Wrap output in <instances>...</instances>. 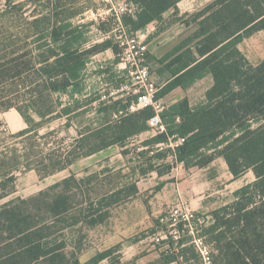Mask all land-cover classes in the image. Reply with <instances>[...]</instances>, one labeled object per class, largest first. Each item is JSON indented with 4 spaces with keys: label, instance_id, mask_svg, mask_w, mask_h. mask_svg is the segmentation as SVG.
Returning <instances> with one entry per match:
<instances>
[{
    "label": "trees",
    "instance_id": "16d2710c",
    "mask_svg": "<svg viewBox=\"0 0 264 264\" xmlns=\"http://www.w3.org/2000/svg\"><path fill=\"white\" fill-rule=\"evenodd\" d=\"M28 1L7 0V21L0 28V38L11 41L9 46L13 48L0 58V110H16L27 125L9 138L0 136V201L15 191L18 174L35 171L45 178L112 146L124 149L131 139L150 131V121L159 115L165 131L143 142L148 150L135 154L136 158H147L142 174L157 172L161 178L170 174V157L187 170L206 168L224 158L234 180L252 171L255 180L237 190L232 203L211 213L212 225L194 224L200 226L198 231L227 264H264V61L254 66L240 50L244 40L264 30V0H214L196 13L183 16L189 20L180 21L186 27L194 25L196 30L156 58L163 67L160 74L168 73L170 78L154 101H162L178 88L187 90L209 75L213 86L206 92L204 103L192 107L184 98L161 112L153 106L132 111L138 96L112 99L109 107L101 104L96 109L98 99L88 91L86 82L88 65L96 55L109 50L117 57L114 64L119 65V44L111 38L101 44L91 42L89 28L94 22L80 24L76 19L83 12L64 9L75 8L77 0H31L44 8L37 15L25 17V8L21 7ZM182 1L128 0L137 12L123 15L117 25L132 34L144 33L152 24L161 25L171 11L179 16ZM106 22L100 20L98 29L108 33ZM19 44L34 47L26 50L17 47ZM53 94L60 96L57 107H63L59 118L112 111L119 120L104 122L99 128L91 120L87 132H79L72 147L64 146L62 140L57 144L55 131L41 134L57 117V107L50 105ZM63 96L68 97L66 106L61 102ZM181 138L185 141L178 145ZM170 144L173 149L158 148ZM160 163H166V170L159 169L163 165ZM93 178L72 176L38 197L5 204L0 209V264H81L74 254V263L70 261L66 244L58 243L55 229L58 219L73 209L68 189H79ZM128 189L123 185L100 202H84L78 213L90 225L103 224L109 219V211L98 214L103 203L112 208ZM129 190L137 195V183ZM185 225L192 226L188 221L178 222V233L183 234L180 239L168 231V248L160 255L165 264L199 262L191 230H185ZM108 255L99 254L87 264H101ZM137 262L135 258L127 264ZM115 264L124 263L118 260Z\"/></svg>",
    "mask_w": 264,
    "mask_h": 264
},
{
    "label": "rangeland",
    "instance_id": "374dc122",
    "mask_svg": "<svg viewBox=\"0 0 264 264\" xmlns=\"http://www.w3.org/2000/svg\"><path fill=\"white\" fill-rule=\"evenodd\" d=\"M77 2L75 8L64 9L74 13L83 12V15L76 19V22H80V24L94 22V25L89 28L88 36L91 42L101 44L111 38L115 44H119L121 53L118 57L119 65L114 64L117 57L111 50L99 53L88 65L86 82L88 91L98 99L94 105L96 109H100L101 104H106L109 107L112 99L139 96L138 92L143 89L140 87L142 83H139L140 81L137 79L138 69L146 68L148 70V82L154 84L158 91L167 83L170 76L168 73L160 74L163 67L156 60L159 55L156 53L157 41L151 43L146 41L148 52L142 59L136 60V63L134 60L127 61L130 55L127 52V42L133 38L140 42L146 39H143V33L132 34L126 28H120L117 25V23L119 24L118 18L112 11L113 5L117 4L114 0H77ZM6 4L7 0H0V28L7 21L4 17V12L8 8ZM120 4L131 3L127 1ZM21 8H25V17H29L37 15L44 7L42 3L30 0ZM186 9L183 8V10ZM171 12L165 16L164 22L158 25L160 33L166 32L182 18L188 19V17H183L186 14L196 13H185L181 17L174 16L173 11ZM100 20L107 21L106 30L108 33L98 29ZM14 21L16 20L11 22ZM154 26L157 32L158 27L156 24ZM153 28L151 25L147 30H153ZM10 43L11 41L0 38V58L13 50L9 46ZM27 45L19 44L17 47H25L26 50L34 47ZM240 50L254 66L264 61V30L244 40L240 45ZM126 71L127 73H125ZM212 85L213 81L206 78L190 89L188 94L195 102H199L202 98L205 100V93ZM118 87L120 90L117 89ZM59 97L56 94L50 97V105L54 108L59 106ZM174 100L173 97L168 96L165 101L171 104ZM165 101L158 102L154 108L161 112L163 107L167 106ZM61 102L63 106H66L68 97H61ZM62 108L57 107L54 116L60 114ZM119 117L112 111L104 112L102 115L82 116L76 114L70 117L62 115L61 118L57 116L46 125L41 134L55 131L57 144L62 140L64 146L72 147L78 138V133L85 134L87 132L91 120L94 121L95 127L99 128L104 122L118 121ZM36 120L40 121L38 117ZM26 128V123L16 110H0V136L9 138ZM158 132L156 128L150 126V131L131 139L124 149L120 146H112L90 157L78 160L65 171L45 178L40 177L35 171L18 174L15 191L0 201V209L5 204L18 199L30 200L38 197L41 193L72 176H76L78 179L94 176L92 182L86 180L79 189H68L67 194L71 196L70 202L73 209L68 215L58 219L56 224L57 241L66 244V253L69 254L68 257L72 263H74V255L79 258L81 264H87L97 255L109 252V258L101 264H115L118 260L127 264L135 258L138 259L137 264H165L160 255L168 248L165 243L169 240L168 231L176 239H180L183 234L178 233V222L182 221L183 216L193 215L192 218L190 217L192 226L185 225L184 229L191 230L190 236L193 237V241L202 239L205 242L211 252L212 264H227L226 258L215 250L208 238L203 237L201 231H198L200 226L195 225L194 222H199L200 225H212L214 220L211 213L232 203L235 200V192L255 180L253 172L250 171L239 180H234L224 158H218L206 168L187 170L183 164L176 163L174 158L170 157L168 162L173 166L170 174L162 178L157 172L144 176L142 170L147 168V158H136L135 154L148 150L143 147V142L156 136ZM158 148L173 149V145H161ZM126 150L128 153L123 155ZM160 164L163 165H159V169L166 170V163ZM134 183L138 185L137 195H132L129 190ZM162 183L165 185L160 189L159 186ZM123 185L128 186L129 189L118 197V203L110 209L103 203V207L99 209V215L109 211V219L103 224L90 225L86 223L85 216H80L78 213L84 202H100L107 194L117 191ZM71 186H75V184L71 182ZM61 190L65 191V188ZM193 241L192 244L198 251ZM195 264H205L201 255L199 262Z\"/></svg>",
    "mask_w": 264,
    "mask_h": 264
},
{
    "label": "built area",
    "instance_id": "2783aa9c",
    "mask_svg": "<svg viewBox=\"0 0 264 264\" xmlns=\"http://www.w3.org/2000/svg\"><path fill=\"white\" fill-rule=\"evenodd\" d=\"M116 17L118 18L119 23L121 24V17L123 15H130L133 16L137 12V7L133 4H115L113 5V10ZM128 49L127 52L130 53L129 58L127 61L134 60V63H136V60L142 59L145 54L148 52V45L146 42H140L137 39L133 38L130 41L127 42ZM126 60V59H125ZM137 79L140 81L139 83H142L140 86L143 91L138 92V103L134 104L131 107L132 111L140 110L144 107L153 106L158 104V102L154 101L155 94L157 93L158 89L154 86V84L148 82V70L146 68L138 69L136 72ZM158 112V111H157ZM150 126L156 128L159 132L165 131V127L159 117L157 115L156 117L152 118L150 121ZM185 139L181 138L178 141V145H182L184 143ZM190 217L192 218L193 215L189 216H183V221L191 222ZM198 249V252L202 256V259L204 260L205 264H212L211 261V252L209 248L205 245V242L202 239L194 240L193 241Z\"/></svg>",
    "mask_w": 264,
    "mask_h": 264
},
{
    "label": "crops",
    "instance_id": "0c3cea01",
    "mask_svg": "<svg viewBox=\"0 0 264 264\" xmlns=\"http://www.w3.org/2000/svg\"><path fill=\"white\" fill-rule=\"evenodd\" d=\"M114 1L116 3H122V2H127L128 0H114ZM209 1L208 0H183L178 5L179 16L182 17V15L185 13L197 12V11L203 9L204 7H206L210 3ZM183 8H187V9L183 10ZM152 25L154 27L153 30H147L146 33H143V35H142L143 39H146V40H143V42L147 41V42L151 43V42L157 41L156 46H158V47H157L156 53H157V55L159 54L158 58L164 56L167 52H169L171 49H173L175 46H177L180 42H182L184 39H186L190 34H192L196 30V27H194V25H192L191 27H186L180 21V22H177L175 25H173L166 32L158 33V31L156 32V27L154 26V24H152ZM190 30H192V31L190 32ZM206 78H210L211 81H213V77L211 75L207 76ZM203 80H201V81H203ZM194 86H192L191 88H189L187 90H184L182 88H178L175 91H173L170 95H168V96L173 97L175 99L171 104H168V102L165 101L168 96L163 99V102L165 101V103H167L166 107H169V106L177 103L178 101H180L184 98L189 99L192 107H196V106L204 103L205 102L204 98H202L199 102H195L191 98V96L188 94L190 89H192ZM179 91H181V92H179ZM204 97H206V93H205ZM164 108L165 107H163V109Z\"/></svg>",
    "mask_w": 264,
    "mask_h": 264
}]
</instances>
